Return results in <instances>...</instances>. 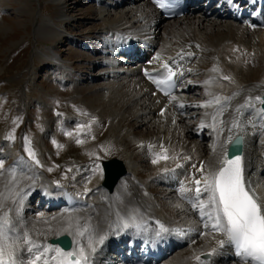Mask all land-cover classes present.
I'll return each mask as SVG.
<instances>
[{
    "label": "bare ground",
    "instance_id": "obj_1",
    "mask_svg": "<svg viewBox=\"0 0 264 264\" xmlns=\"http://www.w3.org/2000/svg\"><path fill=\"white\" fill-rule=\"evenodd\" d=\"M53 1L59 5L60 3L65 4L69 0ZM136 1L140 0H122L121 4L117 0L114 5V11L118 12L117 14L112 13L109 9L95 6L96 8L91 11V14L100 13L98 22L80 23L77 20L78 22L75 23L80 30H77L76 39L95 40L93 34L96 32L93 29L95 26L102 24L104 26L103 34L107 37L111 36V38H107L109 39L108 45L104 44L105 52L109 55H114L117 51H121L124 48L121 46L120 41H114V36L122 34L120 35L121 37L125 35L131 37L128 32L135 30V26L142 25V27L150 26L147 30L148 35L152 38L149 41L151 42L150 48L152 50L148 48L149 44L146 43L143 48V51H149V60L154 55L158 56L160 52L172 54L183 50L184 52H193L195 56L199 54V56L194 58L193 70H195V75H192V79L198 82V88H204L205 94L202 98L196 99L188 95L186 100L183 99L181 102L180 111L188 106H194V110L199 111L197 115L201 117V120L199 119L195 123L187 122V120L185 121L186 118L180 113L176 119L179 128L174 133L172 126L177 123L170 122L167 117L170 110L175 107L173 100L170 97L159 99L157 95L152 94L151 89L143 79L140 78L141 83L137 79H133L137 78V73L134 72L136 69L133 70V67H136L135 65H118V62L110 59V57H108L109 59H101L100 55L103 47L102 49L101 47L94 48L93 55L89 56L88 54V58L85 56L87 59L82 60L81 63L77 62L82 69H93L96 71V75L88 73V77L85 80L87 85L85 86L88 87L91 82L94 83L99 80L100 84L103 83L96 90L93 89V92L115 88L116 96H113V94L106 96L102 94L100 98H97V102L103 103L102 107L106 111L108 106H111V112L115 116L112 121H115L118 127L125 123L130 124V122H133L130 121L131 119L139 118L141 121L138 127L143 126L148 132L157 131L158 137L149 139L148 144L145 146L148 150L147 158L151 162H155L161 157V155L159 156L162 153L159 149L162 148L160 142H171V145L167 148L165 147L166 150L162 149L166 154H171L169 160L171 167L164 165L160 170V174L171 172L168 170L175 168L176 174H180V179L182 180V186L177 191L180 190L182 199L183 197H188L194 204H198L196 203L199 198V194L196 193L197 188H202V186L197 185L204 184L205 174H207L206 172L209 169H212L211 167L214 169L219 167L218 162L229 140L235 134H241L244 139L243 154L240 157L241 183L248 194L249 189L251 194L257 196L264 208V178H262L264 176V157H261L259 147L261 143L264 145V111L258 110L259 98L264 95V88L258 84L248 83L247 81L250 80H247L248 75L242 68L245 66L244 61L248 57L249 59L264 58V27H256L258 25L264 26V21L261 23L253 22L254 25L250 27L244 25L239 27L230 21H238L233 17L234 14L232 15L233 10H230L231 14L227 13L226 10H223L224 13L221 14L219 13L221 10H215L211 5L206 10L193 9L195 11L181 19L163 21L157 15L155 9L149 5V0L144 2L145 10H142L144 7H137ZM77 2H80V0H77ZM24 8L21 7L18 13H23ZM117 9H120V11H116ZM71 12L75 11H69L68 8L67 14ZM111 16L114 17L111 18ZM210 17L219 19H211ZM225 18L230 20H225ZM57 24L59 25H56L59 30H51L49 28L53 33H50L51 35L42 34L39 28H36L35 40H42L46 43H56L63 40L66 43L67 40H70L71 43H76L74 38L65 34V32L71 31L67 29L68 25H70L69 22L65 19H59ZM40 26L46 27L47 24L46 22H41ZM60 28L66 31L63 33ZM82 29L84 30L81 32ZM251 33L253 40H258L259 49L246 48V46L249 47V43L245 42L244 37L247 36V39H249ZM253 33H256V35ZM112 42L113 44H111ZM137 42L139 45L142 43L141 41L134 43ZM112 45L117 46V48L113 50ZM61 57L62 55L58 53L55 57L47 56L46 60L57 61L54 64L49 63V66L53 67L56 72L66 69V74L69 71L68 68L73 65L67 66L62 63L63 66L60 60L64 61V59ZM164 58L167 59L166 56L155 59L163 61L165 60ZM206 58H218L219 61L215 59L213 62L205 63ZM154 63V61L143 63L139 70L151 69ZM198 65L206 68L210 67V70L202 73L200 70L201 66ZM74 66L76 65L74 64ZM218 68L221 70H219L220 72H218ZM127 70H129V74H126ZM200 76H202L201 79L199 78ZM127 77L130 81L120 83ZM103 79H106V81ZM83 88L85 87L83 86ZM79 89L82 88L78 86ZM108 98L110 100L107 103L102 101V99L108 100ZM131 106H133V109L127 113L125 109ZM163 109H165L164 112H161ZM119 110L123 111V113H119ZM206 111L208 114H206ZM120 115L123 116L119 117ZM116 117H119L118 122ZM171 119V121H174L173 118ZM235 122L238 123L236 128L231 127V124ZM193 125L196 127V132L195 130L192 131ZM189 136H195L197 139L198 137L206 138L209 141V148H203L201 141L197 140H195L196 144L193 145L184 142L187 141ZM181 142L182 145L180 147L179 144ZM2 163L0 159V167ZM32 163L31 159L23 154L16 156L9 165L0 168V240L5 241L4 244H11L9 246L11 257L15 261L19 260L20 256L26 257L25 255L27 254L30 258L28 261L36 262L35 258L41 256L38 255L40 250H42L40 246L43 245L46 248L45 243L49 238L61 234H69L73 239L72 252L75 254L78 263L97 264L100 263L99 255L101 251H90L88 256L83 257L82 254H85H81L82 248L96 241H98L97 245L100 242L105 243V240L102 241V237L106 238L109 236L107 233L111 234L118 229L121 219L129 220L132 214H136L138 219H140L136 223L138 227L147 229L156 222L162 221V218L169 220L170 213L173 215L170 218H174L175 215L179 217L185 215L187 211L189 214L196 216V210L192 209L191 205L180 203V206L175 204L176 200L175 203L173 202L174 204L169 201H165L162 204L156 203L154 198L148 195L143 187L139 186L136 180L139 172L133 168L134 166L131 167L128 164H125L127 168L126 175L118 181L111 192L99 185L89 193L88 198L78 199L74 209L60 210L57 208L51 209L55 211L46 216H32L34 208L27 207L29 206L28 202L33 195H39L41 190L40 185L36 183L38 177L34 168H37ZM224 167L214 174L215 186L218 184L219 177L223 174ZM159 169H157L158 172ZM83 172L84 176L87 174V179H83V183L88 180L87 183L94 180L90 170L88 171L87 169ZM191 173H193L192 176ZM145 182L149 181L146 179ZM152 182L153 180H151ZM148 184L143 186L146 188ZM147 189L151 193V187L147 186ZM36 192L38 193L36 194ZM64 192L63 188L56 187L49 194L51 196L54 194L57 198L55 200H58L59 195ZM158 192L160 193L161 189H158ZM23 195L28 197V201L25 202L26 196ZM66 203L71 204L72 202ZM167 206H169L170 210H168ZM195 218V224L200 227V230L197 234L190 235L191 238L186 240L188 243L195 242L197 246H193L189 253H185L186 249L184 246L187 243L181 244L182 240L172 241L171 244L175 251L171 253L169 260L162 264H200L205 257H211V260L208 261L211 264H221V255L218 251L220 242H216L213 235L205 234V236H202L203 230L201 227H203V224L198 219V216ZM203 229L208 230L207 226ZM2 246L0 245V247ZM177 248L181 249L178 250ZM50 256L52 258L50 262H46L45 259H39L37 264H52L53 261L54 263L57 261L56 264H63L67 258L56 249L50 251ZM103 258L104 255L102 254L101 261ZM0 264H11V262L2 261Z\"/></svg>",
    "mask_w": 264,
    "mask_h": 264
},
{
    "label": "rangeland",
    "instance_id": "obj_2",
    "mask_svg": "<svg viewBox=\"0 0 264 264\" xmlns=\"http://www.w3.org/2000/svg\"><path fill=\"white\" fill-rule=\"evenodd\" d=\"M143 2L144 0L137 5L136 1L135 4L137 7H142ZM92 4L94 1L91 0H80V2L69 0L65 4L60 3L59 5L53 0H0V151L7 156L9 161L11 155L24 152L39 168L38 174L42 181L46 182L49 178L54 181L61 180L85 193L94 189L102 181L101 160L118 158L123 160L126 165L134 166L133 168L139 172V175L136 176L138 184L145 186L149 183L147 186L151 187L153 193L150 195L154 197V200H158L159 204H162L170 196L163 191L159 193L158 187H155L151 180H154L158 172L157 169H161L164 165H171L170 157L164 156V159L155 166L156 160L152 162V165L147 158L148 154L145 155L147 153L145 146L149 139L158 137L157 131L148 132L143 126L138 127L141 121L139 118L132 120L129 116L130 121L133 122L125 123L120 127L116 125L115 121H112L115 116L111 112V106H108L106 111L102 107L103 103L97 102V98H100L102 94L116 96L115 88L93 92L92 90H96L103 82L101 84L99 80L91 82V85L86 87L85 80L88 73L96 75V71L82 69L77 64L93 54L88 56V54L78 53L70 40H67L66 43L64 40L56 43L35 40L36 28H39L42 34L51 35L53 34L51 30H59L57 27L59 19H65L71 25H68L67 28L71 31L65 32V34L74 38L77 43L78 39L75 35H78L77 30L80 29L75 22L94 23L95 21L97 23L100 18V13L91 14V11L96 8ZM25 6L26 8H24ZM21 7L24 8L23 13L19 14L18 10ZM68 8L69 11L74 10L75 12L67 14ZM113 17L111 16V18ZM41 22H46L47 26H40ZM103 27L102 24L95 26L93 30L96 33L93 34V38H97L96 34L100 30L103 31ZM142 29L144 30V28H138L137 31L142 32ZM64 31L66 30L61 32L64 33ZM253 34L256 35V33ZM245 37V42L249 43V47L246 46V48H260L258 40H253L252 33L251 39L249 37L250 40L247 39V36ZM77 50L79 49L77 48ZM83 52L91 51L84 50ZM56 53L62 55L63 64L73 65L74 73L71 72L73 70L70 67L68 68L70 70L65 74L66 69L61 68L63 70L56 72L53 67L49 66L54 63L46 60V57H55ZM215 59L218 60V58H206L205 63L211 62V60L213 62ZM244 65L242 68L248 75L247 80H250L247 82L258 84L263 88L264 58L249 59L248 57L245 59ZM200 68L201 72L205 73L206 67L201 66ZM137 79H140L139 76ZM65 85L66 89L63 90ZM77 85L82 88L79 89L80 91ZM203 94L204 89H201L193 91L191 95L198 97ZM109 100V98L108 100L102 99L104 103ZM193 107L191 106L185 114V117L189 119H185L187 122L195 123L201 118L197 115L199 111L193 110ZM132 109L133 106L125 110L128 113ZM119 113L122 114L123 111L119 110ZM172 114L175 115V112ZM119 117H116L117 122ZM61 126L68 129L62 130ZM172 127L173 132L176 133L179 128L178 123ZM193 128L196 127L193 125ZM195 140V136H189L184 142L193 145L196 144ZM163 144L164 146L159 148L162 151L159 156L166 154L162 149L166 150L171 142L167 141ZM201 145L205 148L204 140L201 141ZM260 154L261 157H264V145L260 146ZM6 163L4 162L0 168H4ZM87 169L88 171L92 169L95 176L92 175L94 180L86 184L82 181L87 176L83 175V171ZM146 179L149 182L146 183ZM167 207L170 210L169 206ZM170 215L173 216L171 213Z\"/></svg>",
    "mask_w": 264,
    "mask_h": 264
},
{
    "label": "water",
    "instance_id": "obj_3",
    "mask_svg": "<svg viewBox=\"0 0 264 264\" xmlns=\"http://www.w3.org/2000/svg\"><path fill=\"white\" fill-rule=\"evenodd\" d=\"M262 107L264 108V104L262 105ZM236 141H238V139ZM232 147L233 146L231 145L229 152L235 149V148L232 149ZM102 166L104 170L103 185H106L111 190L113 186L115 185V183L117 182V180L119 179V177L125 174L126 172L125 167L123 163L117 159L103 161ZM50 242L54 244H59L64 249H67L70 246L69 241L66 239V237L52 239Z\"/></svg>",
    "mask_w": 264,
    "mask_h": 264
}]
</instances>
